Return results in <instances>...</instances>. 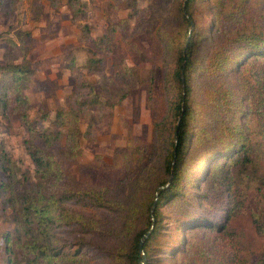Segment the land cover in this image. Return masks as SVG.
Wrapping results in <instances>:
<instances>
[{"label":"rangeland","instance_id":"1","mask_svg":"<svg viewBox=\"0 0 264 264\" xmlns=\"http://www.w3.org/2000/svg\"><path fill=\"white\" fill-rule=\"evenodd\" d=\"M183 1L78 0L75 6L79 4L83 13L74 14L67 0H0V155L2 149L10 157L6 170L0 168V264H48L37 261L25 246L27 237L16 229L22 199L39 179L29 144L49 150L60 169L56 186L54 179L44 181L49 192L105 190L114 203L92 202L86 196L63 200L61 205L89 215L94 221L90 224L97 220V225L49 223L56 238L54 250L92 261L118 258L132 232L145 225L143 198L152 196L166 177L162 160L178 117L172 105L181 89L172 71L180 43L177 38L187 28L181 16ZM204 3L197 6L196 14L207 29L210 16ZM208 36L201 38L200 52ZM71 57L77 65L75 75L67 66ZM16 64L29 69L21 79L12 71ZM6 65L9 71L3 70ZM235 75L224 73L222 80L233 86ZM208 78L201 71L190 76L196 88L192 120L196 130L186 154L189 179L183 192L161 207L160 240L152 250L154 264L173 263L171 251L181 234L211 229L182 225L186 208L201 211L207 217L201 221L215 223V229L232 198L224 183L219 188L195 179L203 167L197 166L200 157L213 145L229 142L217 121L212 91L206 89ZM128 89L110 118L99 117L97 103L84 106L81 134L74 139L69 125L56 122L57 109H68L72 92L115 102ZM239 120L250 129H259L254 116ZM250 138L254 148L249 156L228 153L224 160L230 166L226 175L232 173L237 187L228 225L238 234L240 252L256 260L264 258V134L252 132ZM237 156L239 160L232 164ZM192 179L196 187L190 185ZM133 207L136 212H131ZM4 231L12 232L8 251Z\"/></svg>","mask_w":264,"mask_h":264},{"label":"trees","instance_id":"2","mask_svg":"<svg viewBox=\"0 0 264 264\" xmlns=\"http://www.w3.org/2000/svg\"><path fill=\"white\" fill-rule=\"evenodd\" d=\"M67 1L74 7V14L83 13L79 4L75 6L78 0ZM203 2H205L204 5L210 16L207 29L201 27L196 14L197 6ZM180 9L187 28L184 29V35L177 38L180 43L172 71L173 79L181 89L172 105L174 113L178 115L179 119L177 117L173 127L172 140L162 160L166 177L160 182V185L169 182L163 188H156L158 195L153 212L151 213L150 209L156 197V190L152 196L143 198L147 217L145 225L132 232L129 242L118 258L92 261L90 257H75L78 255L54 250L56 238L50 233L49 223L55 220H65L83 227L97 225V220L94 224H90L94 221L88 218L89 215L61 205L63 200L86 196L92 198V202L96 200V202L107 205L111 203V206L114 203L107 198L105 190L77 193L65 189L62 194H57L54 191L49 192V186L44 181L46 178L54 179L52 184L56 186L60 179V169L49 150L29 144L27 150L35 165V171L39 174V179L35 183L36 188L27 191L26 196L22 199L16 229L27 237L25 246L33 252V256L38 262H47L48 264L155 263L152 250L158 246L160 240L158 235L162 228L163 216L161 207L171 199L178 197L183 192V185L188 184L189 169L187 170V167L189 164L186 154L196 130L192 122L195 113L193 95L196 88L190 81V76L201 71L204 76L210 77L206 89L210 88L212 91L210 93L211 103L215 107L216 116L219 117L217 121L222 124L221 130L224 137L229 142L224 143L225 146L213 145L200 157L197 166L203 164V167L200 175L195 179L201 182L209 181L210 184L219 186V188L221 183H224L232 198L226 215L221 222H217L215 229V223L208 220L201 221V217L207 218L201 215V211L185 209L186 213L182 217L185 218L183 221L185 223L182 225L190 229L201 226L211 229L196 231L190 235L181 234L171 251V257L174 260L172 264H264V258L251 260L240 252L237 243L238 234L228 225L229 218L235 211L234 195L237 187L232 173L226 175L230 166H225L226 161L224 160L228 153L234 156L239 152L241 158L249 156L250 151L254 148L250 138L252 132L264 134V119L261 118L264 116V0H184ZM208 34V44L200 52L198 49L200 40ZM14 66L12 71L15 77L19 76L18 79L24 77L29 71L24 64ZM67 66L71 74L77 73V65L74 63L73 57L69 59ZM7 68L8 65L3 70L9 71ZM229 72L236 73V81L233 86H229L222 80V74ZM237 87L240 90L239 93ZM128 92L129 89L122 92L115 102L100 101V99H94V96L89 98L88 95L81 96V94L72 92L69 95L68 109H57L56 122L69 125L70 134L74 139L78 134H81L80 116L82 115L80 110L84 106L97 103L96 111L99 117L110 118L114 105L119 103ZM1 94L4 96V93ZM244 116H254L259 123V129L255 131L250 129L247 123H241L239 119ZM197 128L200 129L199 126ZM175 129H177L176 141ZM1 153L0 168L5 171L6 163L10 161V157L2 149ZM240 156L234 157L232 164L235 160L238 161ZM4 161L6 162L4 163ZM224 166L226 167L225 181L221 180L220 174L221 171H224ZM194 182L192 179L190 185L196 187L197 182ZM236 201L238 202V200ZM56 209L59 211L56 212ZM136 211V207L131 209V212ZM151 216L154 218L153 228L140 246V238L151 226ZM11 234V231H4L2 234L5 251L10 250Z\"/></svg>","mask_w":264,"mask_h":264},{"label":"water","instance_id":"3","mask_svg":"<svg viewBox=\"0 0 264 264\" xmlns=\"http://www.w3.org/2000/svg\"><path fill=\"white\" fill-rule=\"evenodd\" d=\"M191 26H192V24H191ZM191 26H190V28H191ZM178 119H179V117H178ZM176 133H177V129H175V141H176ZM168 182H169V181H168ZM168 182L165 183V184H163V185L158 186L157 189L165 187V186L168 184ZM157 195H158V191L156 190V197H155V199H154V201H153V203H152L151 209H150L151 213L153 212V209H154V206H155V201H156ZM151 219H152V223H151L150 228H149L148 230H146V231L144 232V234L142 235V237L140 238V242H139L140 246L142 245L143 241H144L145 238L149 235L150 231H151L152 228H153V223H154V218H153V216H151Z\"/></svg>","mask_w":264,"mask_h":264}]
</instances>
